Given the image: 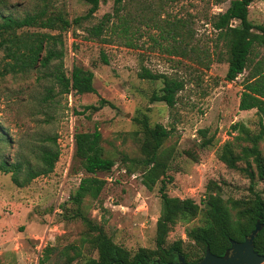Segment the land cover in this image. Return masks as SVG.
<instances>
[{"label": "rangeland", "instance_id": "374dc122", "mask_svg": "<svg viewBox=\"0 0 264 264\" xmlns=\"http://www.w3.org/2000/svg\"><path fill=\"white\" fill-rule=\"evenodd\" d=\"M33 2L3 0L0 14L21 15L31 9ZM229 2L124 0L125 8L121 13L134 19L129 32L124 35L121 28L116 27L112 34L107 29L102 37L108 42L102 43L89 39L86 32L104 15L113 13V0H102L92 18L72 25L63 34L66 73L72 65L92 71L95 93L57 95L46 107V114L37 112V97L42 88L35 82V72L28 76L0 77V131L10 142L6 155L10 158L28 155L29 144L35 143L36 133L56 135L59 148L53 172L35 178L27 186L17 187L9 174L0 172V264H38L46 246L61 250L70 244L80 245L84 226L78 217L71 218L72 207L66 206V202L80 179L89 175L73 159L74 132L97 129L105 156L115 161L110 172L95 175L106 180V185L97 199L83 201L82 212L131 253L139 248H154L155 223L161 210L159 188L163 177L150 190L142 184L141 168L136 165L141 156L139 122L143 119L151 125L173 127L164 145L174 153L165 175L170 197L190 198L201 204L209 182L221 187L225 200L249 197L250 181L246 175L237 169H228L217 159L218 149L237 135L232 129L235 123L254 129L257 120L255 109L239 110L246 72L234 82L225 81L224 48L216 46V31L210 26ZM60 4L69 20L85 15L88 9L79 0H61ZM248 18L254 25L264 23V0L251 3ZM178 19L186 23L183 33L192 36L186 57L168 54L172 41L158 28ZM112 23L117 24L116 19H111L108 27ZM30 31L46 30L30 28ZM257 52L256 59H264V48H258ZM100 53H104L107 65L100 60ZM2 54L0 50V59ZM217 56H221V60ZM143 68L185 82L172 109L164 103L150 101L161 84L140 79L138 74ZM99 99L106 101L101 109H86L97 107ZM202 129H206L207 136L214 134L215 137L212 146L200 149L198 131ZM125 157L124 163L122 158ZM127 167L132 168L131 172ZM253 187L261 194V182L254 181ZM200 216L202 214L187 224L178 223L169 233L168 243L178 239L187 242L185 229L198 225ZM82 251L89 252L88 245ZM57 256L54 253L49 261L55 262Z\"/></svg>", "mask_w": 264, "mask_h": 264}, {"label": "trees", "instance_id": "16d2710c", "mask_svg": "<svg viewBox=\"0 0 264 264\" xmlns=\"http://www.w3.org/2000/svg\"><path fill=\"white\" fill-rule=\"evenodd\" d=\"M60 1L34 0L31 9L21 15L0 14V50L3 53L0 59V77L8 74L28 76L35 72V82L42 88L41 95L37 97V112L40 114H46V107L51 105L57 95L71 93L80 96L95 93L92 71L72 65L70 72L66 73L63 66V34L72 25H79L92 18L102 0H79L88 9L85 15L72 20L68 19ZM253 1L230 0L226 10L218 13L210 23L211 28L216 31V46L224 48L227 64L225 81L234 82L246 72L239 96V110L255 109L257 115L254 129L235 123L232 129L237 135L233 141L224 142L217 151L218 161L228 169L239 170L249 179V197L225 200L220 193L221 187L215 182H209L206 186L201 204L190 198L170 197L166 190L165 175L174 153L172 148L166 149L164 145L173 127L167 129L161 124L151 125L147 119H143L139 122L142 134L139 146L141 156L135 164L141 168L142 184L150 190L163 177L160 179L159 188L161 210L155 223L154 248H139L131 253L116 244L101 226L93 223L82 212L83 201L86 198L97 199L106 185V180L95 175L110 172L115 161L105 156L101 146L102 137L97 129L92 132H74L73 159L89 176L80 179L75 191L69 195L66 206L71 205V218L78 217L84 231L79 239L80 245L70 244L61 250L46 246L38 264H154L156 261L166 264L175 261L179 255L187 263L193 264L204 256L206 248L214 255H224L230 247V241L242 242L249 237L257 221L260 230L253 239V247L256 253L264 256V59H256L257 49L264 48V23L254 25L249 20V7ZM2 2L0 0V7ZM113 3L112 14L104 15L99 23L86 29L89 39L108 42V39L102 37L103 33L109 29L113 34L116 27L121 28L124 35L129 32L130 23L134 19L121 13L125 8L124 0H113ZM111 19H116L117 24L112 23L108 27ZM233 22H237V25H233ZM185 25L184 21L178 19L168 26H158L172 41L168 54L186 57L192 36L188 32L183 33ZM30 28L46 31H30ZM100 56L102 63L107 65L104 53H100ZM220 57L217 56V59L221 60ZM138 77L159 81L161 87L158 93L151 95L150 101L164 103L170 109L175 106L177 94L185 85L182 79L153 73L145 68ZM104 104L106 101L99 99L97 107L89 106L86 109L97 111ZM198 134L201 140L200 149L212 146L214 134L207 136L206 129L199 130ZM34 140L35 143L29 144L28 155L10 158L5 153L10 142L5 133L0 131V172L9 174L17 187L27 186L35 178L49 175L58 161L56 135L44 136L36 133ZM126 160V157L122 158L124 163ZM238 164L242 166L239 167ZM131 170L130 167L128 171ZM254 181L263 184L261 194L254 190ZM199 214H202L199 224L185 229L187 242L178 239L168 243V235L178 223L187 224ZM85 245H88L87 253L82 251ZM54 253L58 256L52 263L49 260Z\"/></svg>", "mask_w": 264, "mask_h": 264}, {"label": "water", "instance_id": "95a60500", "mask_svg": "<svg viewBox=\"0 0 264 264\" xmlns=\"http://www.w3.org/2000/svg\"><path fill=\"white\" fill-rule=\"evenodd\" d=\"M259 230L260 224L257 221L249 237H246L242 242L230 241V247L224 255H214L206 248L204 256L193 264H264V256L256 253L253 247V239ZM154 264H159V262L156 261ZM166 264L190 263H187L184 257L179 255L175 261Z\"/></svg>", "mask_w": 264, "mask_h": 264}]
</instances>
